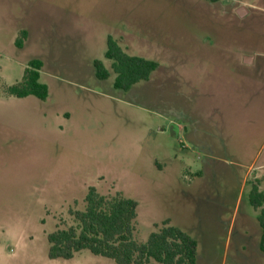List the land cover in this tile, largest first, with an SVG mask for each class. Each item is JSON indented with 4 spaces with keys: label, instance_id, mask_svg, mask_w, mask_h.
Masks as SVG:
<instances>
[{
    "label": "rangeland",
    "instance_id": "374dc122",
    "mask_svg": "<svg viewBox=\"0 0 264 264\" xmlns=\"http://www.w3.org/2000/svg\"><path fill=\"white\" fill-rule=\"evenodd\" d=\"M263 1L0 0V264H114L47 257L90 186L138 202L141 242L169 220L197 264H264L248 201L264 192ZM109 38L157 63L128 93L112 88ZM249 55L263 67L238 68ZM32 59L44 101L7 92Z\"/></svg>",
    "mask_w": 264,
    "mask_h": 264
},
{
    "label": "trees",
    "instance_id": "16d2710c",
    "mask_svg": "<svg viewBox=\"0 0 264 264\" xmlns=\"http://www.w3.org/2000/svg\"><path fill=\"white\" fill-rule=\"evenodd\" d=\"M215 2L216 0H208ZM26 37L25 33H22ZM20 41L18 44L20 46ZM105 58L112 62L115 73L113 87L127 92L135 83L147 80L157 63L124 52L111 38L108 39ZM96 77L108 74L100 61L94 62ZM42 61H28L19 83L7 88L16 98L33 96L40 101L48 97V86L41 82ZM248 201L258 211L256 220L260 228L258 249L264 255V192L252 187ZM138 202L117 191L100 193L88 187L83 205L71 208L68 214L73 224L56 227L46 236L47 257L50 260H70L81 251L109 259L114 264H197V242L178 227L165 220L154 225L146 241L137 236Z\"/></svg>",
    "mask_w": 264,
    "mask_h": 264
},
{
    "label": "crops",
    "instance_id": "0c3cea01",
    "mask_svg": "<svg viewBox=\"0 0 264 264\" xmlns=\"http://www.w3.org/2000/svg\"><path fill=\"white\" fill-rule=\"evenodd\" d=\"M259 58H260V56L255 58L254 55L243 56L241 61L239 63H237V67L245 69V70L260 69L263 67V65L259 62L260 61ZM246 74L247 73H245L244 78L246 77ZM241 78H243V76ZM254 79L258 80V78H256V77H254Z\"/></svg>",
    "mask_w": 264,
    "mask_h": 264
},
{
    "label": "water",
    "instance_id": "95a60500",
    "mask_svg": "<svg viewBox=\"0 0 264 264\" xmlns=\"http://www.w3.org/2000/svg\"><path fill=\"white\" fill-rule=\"evenodd\" d=\"M236 12L240 17H242L244 13L246 12V9L242 7V8L237 9Z\"/></svg>",
    "mask_w": 264,
    "mask_h": 264
},
{
    "label": "flooded vegetation",
    "instance_id": "af4514ba",
    "mask_svg": "<svg viewBox=\"0 0 264 264\" xmlns=\"http://www.w3.org/2000/svg\"><path fill=\"white\" fill-rule=\"evenodd\" d=\"M247 12L249 11V10H246ZM236 14H237V12H236ZM238 15V14H237ZM238 17H240L239 15H238ZM113 74H114V76H115V73L113 72ZM99 81H102V80H99ZM133 87V86H132ZM132 87L129 89V91L132 89ZM112 88L113 89H115L113 86H112ZM115 90H117V89H115ZM122 92H124V91H122ZM124 93H128V91L127 92H124Z\"/></svg>",
    "mask_w": 264,
    "mask_h": 264
}]
</instances>
